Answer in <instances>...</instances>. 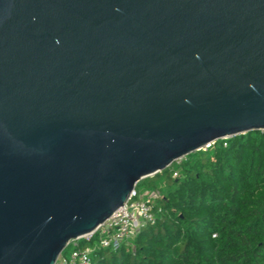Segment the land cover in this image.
I'll use <instances>...</instances> for the list:
<instances>
[{"label":"water","instance_id":"water-1","mask_svg":"<svg viewBox=\"0 0 264 264\" xmlns=\"http://www.w3.org/2000/svg\"><path fill=\"white\" fill-rule=\"evenodd\" d=\"M264 130V0H0V264H57L140 180Z\"/></svg>","mask_w":264,"mask_h":264},{"label":"trees","instance_id":"trees-1","mask_svg":"<svg viewBox=\"0 0 264 264\" xmlns=\"http://www.w3.org/2000/svg\"><path fill=\"white\" fill-rule=\"evenodd\" d=\"M140 186L160 194L155 223L117 250L95 249L92 264H264V130L217 140Z\"/></svg>","mask_w":264,"mask_h":264},{"label":"built area","instance_id":"built-area-1","mask_svg":"<svg viewBox=\"0 0 264 264\" xmlns=\"http://www.w3.org/2000/svg\"><path fill=\"white\" fill-rule=\"evenodd\" d=\"M214 143L212 142L202 149H207ZM173 175L177 176L178 172L175 171ZM159 196L157 191H147L141 194L135 189L128 201L115 211L109 219L99 225L93 233L81 237L85 238L87 242H91L95 237L94 245L81 246L79 245L81 238L73 240L75 247L71 255L60 256L61 259L59 258L57 264H92V254L95 249L110 248L117 250L148 224L155 223V206Z\"/></svg>","mask_w":264,"mask_h":264},{"label":"rangeland","instance_id":"rangeland-1","mask_svg":"<svg viewBox=\"0 0 264 264\" xmlns=\"http://www.w3.org/2000/svg\"><path fill=\"white\" fill-rule=\"evenodd\" d=\"M156 185L157 186H159V187H162L163 186V180H157V182H156ZM151 186H140V188H139V192L141 193V194H143V193H145V192H151L152 190H151ZM135 237V236H134ZM133 237V238H134ZM132 238V239H133ZM74 249V246L73 245H69L67 248H66V253L68 254V256H70L71 255V253H72V250Z\"/></svg>","mask_w":264,"mask_h":264}]
</instances>
